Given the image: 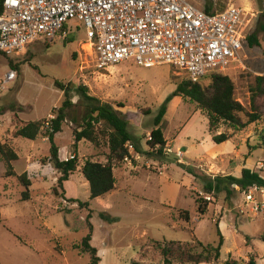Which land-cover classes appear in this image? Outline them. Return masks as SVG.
<instances>
[{
    "label": "rangeland",
    "instance_id": "rangeland-1",
    "mask_svg": "<svg viewBox=\"0 0 264 264\" xmlns=\"http://www.w3.org/2000/svg\"><path fill=\"white\" fill-rule=\"evenodd\" d=\"M204 9L212 5L222 10L236 6L251 11L254 19L250 33L256 34L259 46L247 42L243 65L235 64L224 74L235 85V96L251 112L250 84L255 76L264 75V0H195ZM66 35L52 41L40 39L20 55L0 54V77L11 69L10 60L18 66L17 79L0 92V133L13 132L22 122H35L56 114L66 99L74 102L72 118L63 123L55 144L61 160L71 159L73 131L82 124L87 106L80 86L88 95L108 103L127 120L128 131L140 152L129 147L128 160L116 163L117 190L103 198L90 199V188L81 167L70 180L59 185L61 173L49 160L51 143L38 140L40 165L27 159L31 141L19 138L20 159L14 163L17 174L28 172L32 180L31 196L23 200L25 187L17 176L6 175L7 164L0 156V264H89L91 254L77 248L90 234L91 245L98 250L99 264H164L159 243L199 240L218 244V227L224 236L221 257L247 264L254 256L264 264V213L245 217L242 190L233 185V196L217 198L204 193L203 184L180 167L192 166L198 174L211 176L232 174L241 177V166L258 172L264 178V149L259 146V132L264 129V98L259 100L262 119L245 131H236L223 123L219 133L233 137L215 144L209 133V122L198 105L187 97L174 96L177 84L187 79L184 72L171 65L139 66L134 60L98 68L96 55L83 24L70 22ZM63 84V90L57 86ZM209 84V80L202 82ZM167 113L162 129L167 139V157L150 153L147 145L155 128L154 120L163 106ZM244 121L247 118L242 115ZM42 136L46 137L45 130ZM42 138V137H41ZM99 146L88 141L78 145V159L106 162L109 156L108 138L100 136ZM141 157L138 158L137 155ZM178 156V157H174ZM29 161V162H28ZM123 163H128L130 178L123 181ZM28 166V167H27ZM114 167V168H115ZM240 167V168H239ZM239 168V169H238ZM124 183H123V182ZM209 200L205 215L198 213L196 198ZM89 202L82 208L69 201ZM188 210L191 221L180 219L179 212ZM105 213L114 222L101 218ZM89 214L91 218L88 219ZM218 224V227H217ZM174 264H182L177 261Z\"/></svg>",
    "mask_w": 264,
    "mask_h": 264
},
{
    "label": "built area",
    "instance_id": "built-area-1",
    "mask_svg": "<svg viewBox=\"0 0 264 264\" xmlns=\"http://www.w3.org/2000/svg\"><path fill=\"white\" fill-rule=\"evenodd\" d=\"M194 1L3 0L0 52L20 55L40 39L65 36L67 24L77 21L89 33L98 68L128 60L145 68L168 64L195 83L235 64L246 68L243 59L252 12L232 5L207 13ZM17 77L13 69L0 77V92ZM56 117L57 113L49 114L43 130L51 129ZM242 194L246 206L242 215L264 213V187L253 185Z\"/></svg>",
    "mask_w": 264,
    "mask_h": 264
},
{
    "label": "trees",
    "instance_id": "trees-1",
    "mask_svg": "<svg viewBox=\"0 0 264 264\" xmlns=\"http://www.w3.org/2000/svg\"><path fill=\"white\" fill-rule=\"evenodd\" d=\"M3 0H0V6ZM226 9V8H225ZM215 9L212 5L204 8L207 13H216L223 11ZM264 31V24L261 26ZM247 42L251 47L259 46L260 42L256 34H250ZM0 54H3L0 52ZM12 69H18V66L10 60ZM209 80V84L202 82ZM200 82H192L188 78L177 84V90L174 96L187 97L195 102L200 111L207 116L209 122V133L215 144H223L229 141L233 136L225 132L219 133V129L223 123H230L236 131H245L251 124L260 122L262 113L260 110L259 100L264 98V75L255 76L249 88L251 112L247 111L235 96V85L230 76L224 73H212ZM57 86L64 91L63 84L57 82ZM86 87L80 86L82 99L85 100L87 110L82 118V124L78 129L73 131L74 142L73 159L61 160L59 157V148L55 144V136L63 130V123L69 118L77 122L71 114V108L75 105L71 98L65 92L66 99L62 106L56 110L57 117L53 120L51 129L46 130V137L51 143L49 160L55 168L61 173L58 179L59 185L70 180V176L81 167L86 181L90 188V199L103 198L116 188V177L114 175V167L116 163L124 161L130 155L129 145H132L137 152H140L139 142L133 138L128 131V122L121 117L118 112L108 103H103L100 99L88 95ZM167 113V107L164 105L154 120L155 128L150 133V139L147 145L151 149L150 153L156 152L157 155L167 157L164 153L167 148V139L162 129V123ZM244 115L247 120L242 119ZM45 119L35 122H22V125L13 132L14 138H25L36 140L42 136V130ZM100 136H107L109 156L107 161L102 163L99 161L85 160L81 166L78 159V145L85 140L99 146ZM259 147L264 149V129L259 132ZM139 143V144H138ZM0 156L7 164L6 175L17 176L20 183L26 188L22 194L23 200H29L31 196L32 180L28 172L18 175L13 166V161H18L19 154L12 146L10 140L0 141ZM180 167L195 179L203 184L204 193L217 198L221 194L226 195V199L233 196V185H237L241 190L250 186L258 185L264 187V178L256 171L249 168H243L241 177L232 174L211 176L207 174H198L195 169L184 163H180ZM74 203H78L80 207H89V202H82L79 199H71ZM198 213L205 215L207 212L209 200L198 196L196 198ZM180 219L186 223L191 221V213L188 210L179 212ZM91 218L89 214L88 219ZM101 218L107 222H114L116 219L111 218L105 213L101 214ZM0 222L2 215L0 212ZM218 227V224H217ZM91 232L84 238L77 248L91 254L89 264H99L101 258L97 255L98 250L91 245L93 226L90 223ZM218 244H205L199 240L191 243H182L180 241H169L159 243L158 249L163 258L164 264H174L175 261L182 264H217L221 257V251L224 245V236L218 227ZM264 242V233L261 236ZM235 261L227 260L225 264H235ZM141 264V263H134ZM247 264H258L256 258L251 256Z\"/></svg>",
    "mask_w": 264,
    "mask_h": 264
},
{
    "label": "crops",
    "instance_id": "crops-1",
    "mask_svg": "<svg viewBox=\"0 0 264 264\" xmlns=\"http://www.w3.org/2000/svg\"><path fill=\"white\" fill-rule=\"evenodd\" d=\"M260 42V41H259ZM42 137V138H41ZM40 139H42V141H46L47 140V137H43V136H40L39 138H37L36 140H29V141H31V144L29 145V151H28V156H27V159L31 162V161H33V162H35L36 163V165H40L41 163V161H40V153H39V148H40V146H39V144H38V140H40ZM6 140H10V142H11V144H12V146L15 148V150L16 151H18L19 150V148L17 147V141L19 140V138H14L13 137V135H12V131H10L9 129L8 130H6L5 132H3L2 134L0 133V141H2V142H5ZM18 153V152H17ZM137 157L138 158H140L141 156L138 154L137 155ZM19 158H20V156H19ZM62 159V158H61ZM28 161V162H29ZM129 161V160H128ZM16 161H13L11 164H12V166H13V168H14V163H15ZM125 165L127 166L128 165V163H123V175H122V179H123V181H125V182H127L128 181V179L130 178V171H127V169H126V167H125ZM28 167V166H27ZM240 168V167H239ZM238 168V169H239ZM244 167H242L241 166V169H240V174H242V169H243ZM116 167L114 168V175H115V177H116ZM16 172V171H15ZM17 173V172H16ZM18 175H21V174H18ZM117 178V177H116ZM122 181V182H123ZM124 183V182H123ZM117 187H118V183H117V179H116V190H117ZM115 190V191H116Z\"/></svg>",
    "mask_w": 264,
    "mask_h": 264
},
{
    "label": "water",
    "instance_id": "water-1",
    "mask_svg": "<svg viewBox=\"0 0 264 264\" xmlns=\"http://www.w3.org/2000/svg\"><path fill=\"white\" fill-rule=\"evenodd\" d=\"M174 157H177V156L174 155Z\"/></svg>",
    "mask_w": 264,
    "mask_h": 264
}]
</instances>
